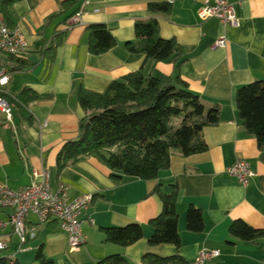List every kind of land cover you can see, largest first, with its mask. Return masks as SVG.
<instances>
[{
	"label": "crops",
	"instance_id": "0c3cea01",
	"mask_svg": "<svg viewBox=\"0 0 264 264\" xmlns=\"http://www.w3.org/2000/svg\"><path fill=\"white\" fill-rule=\"evenodd\" d=\"M226 1L239 18L237 28L215 18L201 19L204 0H0V8L9 3L0 11L5 24L18 30L28 45L27 66L12 74L7 94L17 97L30 89L41 96L27 107L31 124L23 123L17 129L13 121L0 118V185L24 189L31 184L34 169L46 168L52 190L63 185L67 201L91 197L80 213L85 243L76 251L68 252L67 234L58 222L41 225L29 216L27 226L36 232L35 238L19 252V240L11 228L0 230V236L10 238L8 254L3 256L22 262L19 254H35L42 247L55 264H96L111 255L124 257L127 264H143L146 254L178 255L187 264H194L202 250H217L219 257L206 264H264V239L246 243L229 234L235 220L264 228V163L255 137L247 134L239 120L235 103L239 87L264 80V0ZM150 2H167L171 11L150 13ZM79 11L80 22L74 24V13ZM148 19L158 22L161 38L179 44V63L149 61L125 48V43L136 41L135 21ZM96 23L106 25L117 41L113 49L99 56L87 51L86 28ZM59 33L65 34L63 43L48 61L43 52ZM219 39L225 40V46L214 48ZM1 62L8 69L17 66L6 56ZM142 66L145 75L172 80L180 77L205 107H219V123L202 131L207 150L187 157L172 151L170 167L155 180L126 178L94 157L58 173L56 157L65 143L77 138L78 123L84 116L77 102V87L101 93L112 81ZM237 160L250 165L253 176L247 186L226 173ZM173 186L178 188L175 209L180 246H149L154 233L150 221L161 211V200L154 190L168 195ZM190 206L202 213V232L187 230ZM9 216L10 210H0V221ZM129 224L141 226L143 237L139 241L127 247L104 242L101 228ZM22 263L34 264L33 258Z\"/></svg>",
	"mask_w": 264,
	"mask_h": 264
},
{
	"label": "trees",
	"instance_id": "16d2710c",
	"mask_svg": "<svg viewBox=\"0 0 264 264\" xmlns=\"http://www.w3.org/2000/svg\"><path fill=\"white\" fill-rule=\"evenodd\" d=\"M3 4L7 6L9 3ZM6 6L3 5L0 11L4 12ZM147 10L150 13L168 14L171 5L167 2H150ZM86 31L87 51L91 55L105 54L117 45L104 24H91ZM134 35L135 42L125 43L129 52L142 54L146 60L153 62L179 63L181 47L174 39L159 36V25L155 19L135 21ZM64 37V33H59L53 38L43 52L45 59H54L55 51L63 43ZM6 57L7 61L17 64L8 69L12 74L27 66L26 55ZM76 96L84 116L78 123L77 138L65 143L56 157L58 173L69 165L94 157L112 172L126 178L155 180L170 167L172 151L184 157L205 152L207 145L202 131L219 123V107H205L180 77L172 80L145 75L144 66L120 80L112 81L101 93L79 85ZM7 98L12 105L15 128L18 129L23 123L31 124L32 116L27 107L41 96L24 89L17 97ZM235 103L239 120L247 134L255 137L264 163V80L239 87ZM176 116H179V125H171V119ZM112 177L120 179L119 176ZM177 191V186H173L168 195H163L158 188L154 190L161 200V211L150 221L154 233L148 240L149 246L168 244L179 248L178 214L175 209ZM186 227L194 233L203 231V216L199 209L193 206L188 208ZM101 232L104 242L121 247L130 246L143 237L138 224L101 228ZM229 234L232 238L251 243L264 239V228H253L242 220H235ZM142 261L143 264H187L178 255L157 257L146 254ZM33 262L55 264L44 255L42 247L36 250ZM0 264L21 263L0 256ZM96 264H127V260L120 255H111Z\"/></svg>",
	"mask_w": 264,
	"mask_h": 264
},
{
	"label": "built area",
	"instance_id": "2783aa9c",
	"mask_svg": "<svg viewBox=\"0 0 264 264\" xmlns=\"http://www.w3.org/2000/svg\"><path fill=\"white\" fill-rule=\"evenodd\" d=\"M82 11L73 16V23L80 22ZM201 19L215 18L221 24L237 28L239 18L234 6L226 0H204L203 7L199 12ZM225 40H216L213 47L223 48ZM28 50L24 36L16 29L9 28L0 14V118L12 123V105L9 102L6 87L11 81L12 73L2 65L4 56H24ZM229 176L235 177L242 186H247L253 176L248 162L237 160L226 169ZM51 175L48 169L39 168L32 172V182L21 190H11L0 185V210H10V216L6 221H0V230L10 227L11 232L19 240L21 252L29 240L36 236L33 229L28 228L27 219L34 216L39 224L58 222L67 234V250L69 253L76 251L85 243V237L81 231L80 213L91 202L89 195L76 198L72 201L66 200L65 188L59 185L56 191L50 186ZM9 235L0 236V252L8 249ZM217 250H202L194 264H206L219 257ZM12 258V257H10Z\"/></svg>",
	"mask_w": 264,
	"mask_h": 264
},
{
	"label": "rangeland",
	"instance_id": "374dc122",
	"mask_svg": "<svg viewBox=\"0 0 264 264\" xmlns=\"http://www.w3.org/2000/svg\"><path fill=\"white\" fill-rule=\"evenodd\" d=\"M171 125H174V126H178L179 125V116H176V117H173L172 119H171ZM34 253V252H33ZM31 254V255H29L30 253H21V254H19V257H20V260L23 262V261H27V259L29 258V257H31V259L33 258V255L34 254ZM8 253H7V250H5V251H2V252H0V256H3V255H7ZM23 254V255H22ZM18 255V254H17ZM14 258V257H13ZM13 258H11V259H13ZM22 262H20V263H22ZM23 264V263H22Z\"/></svg>",
	"mask_w": 264,
	"mask_h": 264
}]
</instances>
